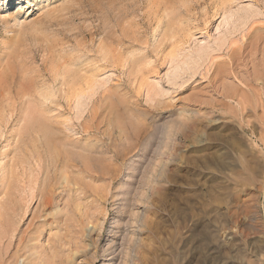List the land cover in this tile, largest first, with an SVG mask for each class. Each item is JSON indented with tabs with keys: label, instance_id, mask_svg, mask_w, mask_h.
Listing matches in <instances>:
<instances>
[{
	"label": "rangeland",
	"instance_id": "obj_1",
	"mask_svg": "<svg viewBox=\"0 0 264 264\" xmlns=\"http://www.w3.org/2000/svg\"><path fill=\"white\" fill-rule=\"evenodd\" d=\"M257 79L264 0H0V264H264Z\"/></svg>",
	"mask_w": 264,
	"mask_h": 264
},
{
	"label": "bare ground",
	"instance_id": "obj_2",
	"mask_svg": "<svg viewBox=\"0 0 264 264\" xmlns=\"http://www.w3.org/2000/svg\"><path fill=\"white\" fill-rule=\"evenodd\" d=\"M6 2H8L9 4L10 3H12L13 2V0H5ZM247 85V89H245V87H239L240 89H238V90H242V93H246V94H248V96H246L245 97V100H244V102L242 103H240V102H238V103H240V105L243 107V108H245V107H247V106H251V108H253V104H254V102H253V99L257 102L258 101V103L259 104H262L263 105V102H264V97H263V92L262 91H264L263 89H264V86L263 85H261V83H260V81H258V79L255 81V82H253V84H246ZM234 90V89H233ZM237 91V90H236ZM235 90L234 91H229V90H227V92L226 93H223V95L224 96H226V97H233L234 95H239V91L238 92H236ZM234 92V94H232ZM263 93V94H262ZM235 97V96H234ZM231 99V98H230ZM240 100V99H239ZM242 101V100H241ZM257 104V103H256ZM259 104H257V105H259ZM263 108V107H262ZM187 111V110H186ZM186 111L184 110L183 112H185L186 113ZM186 114H188L189 115V113H186ZM27 117H29V120H28V122H29V125L28 126H26V128L28 129V130H35L36 132H38V133H41L44 137H45V140H46V144L48 145V146H50V148L53 146H55V142L54 143H52L53 142V137H54V134H53V132H52V130L47 126V124H46V122L42 119V118H38L37 116H35L34 114H32V112H30L29 114H28V116ZM185 125V124H184ZM188 126V125H187ZM33 133V132H32ZM55 140V139H54ZM81 148V147H80ZM86 150V149H85ZM82 151V150H81ZM80 151V152H81ZM82 152H85V151H82ZM78 157H81L82 158V156H81V154H78ZM85 158V156H83V158H82V161H80L81 162V164H82V166L84 167L85 166V169H86V166H87V162H85V160L86 159H84ZM68 161H67V165L65 166V168L67 169L68 168V166H73V168L75 167V165H77V160H73L72 158H71V156H68ZM68 162H69V164H68ZM71 164V165H70ZM77 168V167H76ZM84 170V169H83ZM64 180L66 181V182H68L69 181V176H68V174H65V176H64ZM116 249H108L107 250V252H106V254L107 255H110V257L108 258V260H109V262L108 263H106V264H116Z\"/></svg>",
	"mask_w": 264,
	"mask_h": 264
}]
</instances>
